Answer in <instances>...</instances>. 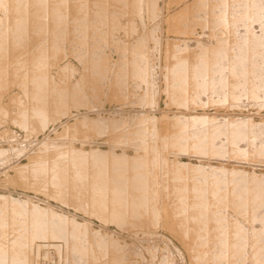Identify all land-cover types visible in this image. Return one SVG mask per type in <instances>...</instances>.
I'll list each match as a JSON object with an SVG mask.
<instances>
[{"label":"rangeland","instance_id":"1","mask_svg":"<svg viewBox=\"0 0 264 264\" xmlns=\"http://www.w3.org/2000/svg\"><path fill=\"white\" fill-rule=\"evenodd\" d=\"M8 1L0 20L74 2ZM87 1L100 24L0 47V241L29 264H264V0Z\"/></svg>","mask_w":264,"mask_h":264},{"label":"bare ground","instance_id":"2","mask_svg":"<svg viewBox=\"0 0 264 264\" xmlns=\"http://www.w3.org/2000/svg\"><path fill=\"white\" fill-rule=\"evenodd\" d=\"M60 1V0H59ZM70 1V0H69ZM73 1V0H72ZM82 1V2H81ZM109 1V0H108ZM3 2V1H2ZM15 2H17L16 0H12V1H8V3L9 4H13V3H15ZM34 2L35 3H39L40 2V0H34ZM80 2H81V4H80ZM88 1L87 0H74V2H72V6H71V4H70V6L69 7H66V10H67V8H68V11L70 12V10H71V12H70V14L68 13V15H64V16H61V15H51V16H48V17H42V18H40V17H37V15L36 16H26V17H7L5 20H0V22H1V26H0V47H4V48H11V47H14V44H16L17 46L18 45H20L21 43L22 44H24V43H26V44H28V45H30V44H33V42H36L37 41V39L35 38V37H33V39H29V38H23V37H27V36H29L30 34H33V31H51V29H55L57 26H62V25H64L65 26V28H68V29H72L73 28V31H74V29H75V31L78 29V30H86L87 28H88V26H90L91 24H92V21L93 20H95L94 21V24H100V22H101V18H100V16L99 17H97L96 19H95V17H93V18H91L89 15H87V14H83V13H81V12H79L78 10H80V9H83V7H86L87 8V3ZM89 2H90V0H89ZM181 2V1H180ZM190 2H191V0H184V3L182 4V5H184V6H188L189 4H190ZM4 3V2H3ZM93 3V2H92ZM182 3V2H181ZM180 3V4H181ZM25 4V3H24ZM260 4L262 5L263 3L262 2H260ZM88 5H89V3H88ZM5 6H6V4H5ZM48 6H49V2H48ZM108 6V5H107ZM184 6H182V7H184ZM18 8V7H17ZM49 8V7H48ZM59 8V7H58ZM95 8V7H94ZM180 8V7H179ZM8 9H9V7H8ZM78 12H77V11ZM91 10V9H90ZM179 10H181V9H179ZM11 11V10H10ZM13 12L15 11L14 9L12 10ZM12 12V13H13ZM29 12V11H28ZM6 13V12H5ZM181 14V13H180ZM9 15V14H8ZM181 16V15H180ZM82 19H81V18ZM169 18H171V17H169ZM173 18V20H172V22L174 21H176V19L174 18V16L172 17ZM81 19V20H80ZM169 21H171V19L169 20ZM178 21H179V17H178ZM108 23V22H107ZM72 24V25H71ZM93 24V25H94ZM176 24H177V21H176ZM174 25H175V23H174ZM178 26L179 25H177V26H175L177 29H178ZM172 27H173V25H172ZM174 27V28H175ZM168 31V30H167ZM174 31V30H173ZM179 32V31H178ZM65 33V32H64ZM63 33V34H64ZM67 33V32H66ZM175 33V32H174ZM173 33V34H174ZM167 34H168V32H167ZM175 34H177V33H175ZM171 35H172V33H171ZM19 36H22V38L21 39H18V40H16L15 39V37H19ZM169 36H170V34H169ZM177 36V35H176ZM175 36V37H176ZM4 38H7V40H4ZM41 39V38H40ZM172 42V41H171ZM176 42V41H175ZM174 43V42H173ZM169 44V43H168ZM29 47V46H28ZM34 47H35V45H34ZM27 50H28V48H27ZM32 51V50H31ZM51 52V51H50ZM29 53V52H28ZM50 54V53H49ZM48 54V56H50ZM13 57H16V56H13ZM1 58V57H0ZM7 58H8V56H7ZM49 58V57H48ZM6 59V58H5ZM10 59H12L13 60V58H10ZM29 61V60H28ZM31 61V60H30ZM32 62V61H31ZM35 62V61H34ZM261 62V61H260ZM3 63V62H2ZM6 64V63H5ZM10 64H11V61H10ZM7 65H9V64H7ZM6 65V66H7ZM260 65V64H259ZM43 66V65H42ZM1 67H3V66H1ZM10 67V66H9ZM3 69V68H2ZM1 69V70H2ZM9 69V68H8ZM13 69V68H12ZM15 69V68H14ZM13 69V70H14ZM18 69V68H17ZM7 71V70H6ZM11 72H14V71H11ZM10 71H9V73H11ZM6 73V72H5ZM17 73V72H16ZM41 74V73H40ZM6 75V74H5ZM10 75V74H9ZM35 75V74H34ZM6 77H8V75L6 76ZM21 78V77H20ZM27 78V77H26ZM6 79V78H5ZM18 79V78H17ZM58 79V78H57ZM1 81V80H0ZM16 81V80H15ZM32 81V80H31ZM18 82H19V80H18ZM25 82V81H24ZM48 83H49V81H48ZM33 84V83H32ZM5 88V87H4ZM49 89V88H48ZM1 90V89H0ZM29 90V89H28ZM1 94V93H0ZM2 96V95H1ZM69 99V98H68ZM28 102V101H27ZM57 103H58V101H57ZM53 105H54V103L52 104V102H51V104H48V108H53ZM28 109V108H27ZM54 112V111H53ZM165 117V116H164ZM163 118V117H162ZM166 119H167V117H166ZM74 120H75V118H74ZM85 121V120H84ZM63 124V123H62ZM68 124V123H67ZM66 127V126H65ZM72 127H73V125H72ZM76 127V126H75ZM166 129H167V127H166ZM66 131H67V129H66ZM57 152H58V150H57ZM56 152V153H57ZM48 154V153H47ZM48 156V155H47ZM52 156V155H51ZM52 157H54V156H52ZM38 158H40L39 157V154H36V155H32V156H30L26 161H24V162H21V164L18 166V167H14V168H12V170H13V172H12V174H16V175H18V171L19 170H23V169H25V168H28V166H31L32 164H34L35 162H36V160L38 159ZM56 158V157H55ZM47 159V158H46ZM52 160H53V158H52ZM50 161V160H49ZM47 162V161H46ZM45 161H44V163H46ZM24 163H26V164H24ZM160 163V165L163 167V168H167V167H169V166H171L172 165V163L171 162H168L167 160H166V162H159ZM24 164V165H23ZM150 165L152 164L151 162L149 163ZM148 164V165H149ZM11 169V168H10ZM36 169V168H35ZM29 171V170H28ZM31 171V170H30ZM21 172V171H20ZM21 173H23V172H21ZM6 175V174H5ZM26 175V174H25ZM69 175V174H68ZM73 176V175H72ZM23 177V176H22ZM28 177V176H27ZM21 178V177H20ZM25 179H26V176L24 177ZM59 178V177H58ZM44 179H45V177H44ZM36 180V179H35ZM8 182V181H7ZM15 182V181H14ZM44 183H45V181H44ZM78 184V183H77ZM90 184V183H89ZM34 185H36V184H34ZM66 185V184H65ZM33 185H31V187H32ZM72 187H73V185H71ZM92 186V185H91ZM33 187H35V186H33ZM32 187V188H33ZM43 187V186H42ZM70 187V186H69ZM89 187V186H88ZM39 188V187H38ZM37 188V189H38ZM33 189H35V188H33ZM42 189V188H41ZM40 189V190H41ZM88 189V188H87ZM45 190V189H44ZM97 191V190H96ZM58 192V191H57ZM61 192V191H60ZM53 193V192H52ZM62 193H63V191H62ZM78 193V192H77ZM47 194V193H46ZM57 194V193H56ZM73 194H75V193H73ZM50 195V194H49ZM131 195V194H130ZM194 195V194H193ZM55 196V195H54ZM70 197V196H69ZM192 198V197H191ZM75 199V198H74ZM88 199V198H87ZM76 200V199H75ZM126 200H127V198H126ZM127 201H129V200H127ZM90 202V201H89ZM168 203V202H167ZM1 204V203H0ZM169 205H170V202H169ZM169 207V206H168ZM162 208V207H161ZM109 209V208H108ZM165 209H166V207H165ZM242 209V208H241ZM162 210H164V209H162ZM214 210V209H213ZM128 211H129V209H128ZM134 211V210H133ZM161 212V211H160ZM169 212V211H168ZM167 209L165 210V215H166V217H167V222H169L170 221V217L169 216H167ZM208 212H209V210H208ZM163 213V212H162ZM161 214V213H160ZM189 214V213H188ZM170 215V214H169ZM164 216V215H163ZM165 217V216H164ZM172 219H173V217H172ZM171 219V220H172ZM206 219H208V218H206ZM174 220V219H173ZM162 221V220H161ZM166 221V220H165ZM198 222V221H197ZM162 223V222H161ZM190 222H188L187 224H189ZM207 223V222H206ZM166 224V223H165ZM173 223H171L169 226L171 227V229H173L174 230V227L175 226H173L172 225ZM194 224V223H193ZM33 225V224H32ZM177 226V225H176ZM179 226V225H178ZM162 227V229H163V225L161 226ZM205 227V226H204ZM179 228V227H178ZM206 229H207V227H206ZM164 230V229H163ZM182 230V229H181ZM165 231V230H164ZM169 231V230H168ZM181 232V231H180ZM179 232V233H180ZM210 232V231H209ZM169 233H171V231L169 232ZM174 233V232H173ZM207 233V232H206ZM172 234V233H171ZM175 235H178L177 233L175 234ZM181 235H183V234H181ZM179 236V235H178ZM185 236V235H184ZM181 237V236H180ZM179 237V238H180ZM205 237V236H204ZM203 237V238H204ZM190 238V237H189ZM9 239V238H8ZM186 239V238H185ZM175 240H176V238H175ZM180 240H181V238H180ZM210 240V239H209ZM182 242H183V240H181ZM213 241V240H212ZM205 242H206V240H205ZM186 243H187V241H186ZM185 242H184V244H186ZM204 243V242H203ZM183 244V243H182ZM202 244V243H201ZM207 244V243H206ZM15 245H18L17 243L16 244H10L9 242H6L5 240H1L0 241V253H1V257H0V264H29V258H28V251H27V249L26 248H24L23 250H20V253L17 255V256H15V257H13L12 256V254H13V252H14V250H13V247H15ZM187 245V244H186ZM183 246V248H184V246L185 245H182ZM192 246H193V244H192ZM202 246V245H201ZM29 247V246H28ZM231 247V246H230ZM234 248H236V247H234ZM192 249V248H191ZM176 250V249H175ZM208 250V249H207ZM186 251V250H185ZM188 252V251H187ZM201 253V252H200ZM207 253V252H206ZM227 253V252H226ZM15 254V253H14ZM207 255V254H206ZM222 255V254H221ZM203 256V255H202ZM210 256V255H209ZM190 257V256H189ZM190 260H191V258H189ZM206 259V258H205ZM252 259H253V257H252ZM263 259V258H262ZM203 260V259H202ZM212 260V259H211ZM192 261V260H191ZM218 261V260H217ZM228 261V260H227ZM32 262V261H31ZM212 262V261H211ZM260 262H261V260H260ZM192 264V263H191Z\"/></svg>","mask_w":264,"mask_h":264}]
</instances>
